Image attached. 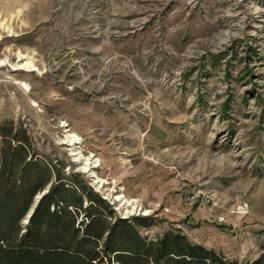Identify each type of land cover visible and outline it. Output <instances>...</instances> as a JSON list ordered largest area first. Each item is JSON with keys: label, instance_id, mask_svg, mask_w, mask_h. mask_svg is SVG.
<instances>
[{"label": "rangeland", "instance_id": "374dc122", "mask_svg": "<svg viewBox=\"0 0 264 264\" xmlns=\"http://www.w3.org/2000/svg\"><path fill=\"white\" fill-rule=\"evenodd\" d=\"M6 119L143 233L264 253V0H0Z\"/></svg>", "mask_w": 264, "mask_h": 264}, {"label": "trees", "instance_id": "16d2710c", "mask_svg": "<svg viewBox=\"0 0 264 264\" xmlns=\"http://www.w3.org/2000/svg\"><path fill=\"white\" fill-rule=\"evenodd\" d=\"M155 224L120 216L79 172L40 154L27 127L0 122V264H264V253L230 259L179 227L143 233Z\"/></svg>", "mask_w": 264, "mask_h": 264}, {"label": "built area", "instance_id": "2783aa9c", "mask_svg": "<svg viewBox=\"0 0 264 264\" xmlns=\"http://www.w3.org/2000/svg\"><path fill=\"white\" fill-rule=\"evenodd\" d=\"M195 202H198L199 204H206V203H208L209 202V198L208 197H206V198H201V199H199V196L198 195H193L192 196V199H191V201H190V204L191 203H195ZM221 219H222V217H218V220H220L221 221Z\"/></svg>", "mask_w": 264, "mask_h": 264}, {"label": "bare ground", "instance_id": "6f19581e", "mask_svg": "<svg viewBox=\"0 0 264 264\" xmlns=\"http://www.w3.org/2000/svg\"><path fill=\"white\" fill-rule=\"evenodd\" d=\"M123 195H121V197H122Z\"/></svg>", "mask_w": 264, "mask_h": 264}]
</instances>
